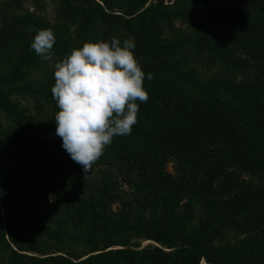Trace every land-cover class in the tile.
<instances>
[{"label":"trees","instance_id":"obj_1","mask_svg":"<svg viewBox=\"0 0 264 264\" xmlns=\"http://www.w3.org/2000/svg\"><path fill=\"white\" fill-rule=\"evenodd\" d=\"M24 1L0 0V264H264V0H51L52 22ZM113 37L149 99L85 179L55 64Z\"/></svg>","mask_w":264,"mask_h":264},{"label":"clouds","instance_id":"obj_2","mask_svg":"<svg viewBox=\"0 0 264 264\" xmlns=\"http://www.w3.org/2000/svg\"><path fill=\"white\" fill-rule=\"evenodd\" d=\"M56 37L41 29L31 49L51 60ZM134 39L84 42L55 64L51 88L59 111L56 132L63 149L82 167L85 179L116 136L131 135L139 104L146 103L145 73L134 55ZM148 80L153 74L147 75Z\"/></svg>","mask_w":264,"mask_h":264},{"label":"rangeland","instance_id":"obj_3","mask_svg":"<svg viewBox=\"0 0 264 264\" xmlns=\"http://www.w3.org/2000/svg\"><path fill=\"white\" fill-rule=\"evenodd\" d=\"M40 3H42V5H44L43 9L40 11L41 15H43L45 18H47L50 22L53 21L54 18V9L56 7V4L54 2H52L51 0H42ZM23 8H27L29 11H31L33 8L30 5L29 0H25L23 2ZM171 167L172 165L170 163H168L166 165V170L168 172L171 171ZM0 216L3 219V212L1 210V205H0ZM3 227V225H1ZM141 246H145L148 244H152L149 241H139Z\"/></svg>","mask_w":264,"mask_h":264}]
</instances>
